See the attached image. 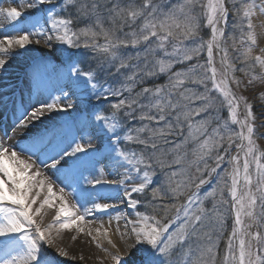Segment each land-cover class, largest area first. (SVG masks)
<instances>
[{
  "label": "snow or ice",
  "instance_id": "6c2138e0",
  "mask_svg": "<svg viewBox=\"0 0 264 264\" xmlns=\"http://www.w3.org/2000/svg\"><path fill=\"white\" fill-rule=\"evenodd\" d=\"M4 2L0 23L7 22L15 34L0 38V70L14 49L59 45L66 50V71L44 89L49 102L26 110L10 85H5L9 92L0 90V109L12 108L13 131L29 127L45 112L75 109L78 115L19 150L0 142V264H53L55 256L47 249L57 226L58 232L75 228L91 237L112 264H264V150L257 144L264 138L257 134L264 114L258 117L247 97L232 87L243 84L237 71L250 77L248 85L264 83V55H252L253 21L264 16V0H12L6 7ZM230 12L239 39L235 32L226 34ZM259 27L264 29V22ZM229 41L239 53L236 60L249 69L259 67L260 75L236 67ZM129 48L136 51H122ZM88 54L95 65L84 70L74 58ZM118 75L122 79L115 84L107 82L106 77ZM160 76L166 83L144 86ZM78 95L85 100L75 102ZM111 97L119 99L111 102ZM259 99L264 101V93ZM101 101L110 111L100 107ZM224 108L227 119L219 116ZM134 119L146 123L129 128ZM48 160L69 184L60 181L54 188L37 166L39 161L47 167ZM83 195L92 207L80 211ZM70 196L77 197L76 204H70ZM45 209L55 213L47 226ZM94 213L108 214L109 226L87 227L93 221L86 218ZM228 218L231 230L225 237ZM113 220L127 258L112 239ZM102 240L115 251L104 248ZM57 253L68 255L63 249Z\"/></svg>",
  "mask_w": 264,
  "mask_h": 264
},
{
  "label": "bare ground",
  "instance_id": "6f19581e",
  "mask_svg": "<svg viewBox=\"0 0 264 264\" xmlns=\"http://www.w3.org/2000/svg\"><path fill=\"white\" fill-rule=\"evenodd\" d=\"M12 0H5L3 6H8ZM31 13H25V16L30 15ZM22 20L24 17L21 18ZM254 24L257 25L256 33H257V45L254 49V53L256 55H264V52L261 49H264V29H261L259 25L261 22H264V16L257 15L254 18ZM15 34L11 27L7 24V22L0 23V38L4 35H13ZM60 49L59 45H56L53 49H48L43 46L31 45L26 49H14L12 57L8 60V63L5 65V70H0V90L4 92H9V89L5 87V85L11 86V91L15 92V97L17 101L23 103V108L26 110H31L33 108H38L42 103L49 102V95L47 91L44 89L48 88L51 84H54L58 75H60L65 68V63L62 64V61H65L66 50H58ZM48 62L47 66V74L43 71V77L48 78V74L51 73L53 78L46 85L43 84L40 86V91L36 90V78L33 74H31L32 68L38 67L37 65L42 66ZM219 56H217V67H219ZM66 62V61H65ZM32 65L30 66V64ZM44 69V68H43ZM257 71L260 75L261 69L258 67ZM241 86V89L264 93V83L260 81H256L249 86ZM31 89V92H30ZM75 102L79 103L80 101L85 100V97L82 95H78V99L74 98ZM64 102V101H62ZM83 107V105H81ZM0 113L4 116L2 118V122L5 123V127L0 126V141L9 146H16L17 150L22 146H27L32 143L33 139L37 136H40L45 133V130L51 129L56 125H63L66 122L68 124L71 123L73 117L77 116L78 113L75 109L69 110V112L59 113V112H45V115L37 121L31 122L29 127L24 129H16L13 131L14 121L12 117V108L9 105L7 113L3 109H0ZM10 140H17L19 144L12 143ZM264 150V147H260ZM42 150V149H41ZM30 153H24V158ZM40 155V150L36 151V155L32 156L33 160L37 159V156ZM48 166L44 167L37 161V166L41 168L46 175H49L50 178L54 181V188L58 189L60 186V181H63L64 184H69L70 181L65 179L64 175L61 173H57L54 169L50 167V160L47 161ZM59 176L60 180L57 181L56 177ZM73 187L75 185L73 184ZM66 191H70L71 189L66 187ZM135 195V194H134ZM70 204L77 203L76 196H70L69 198ZM79 204L81 205L80 211H83L84 207H92V204L87 197V195H83L79 197ZM125 205H121V208H124ZM116 210H110V212L114 213ZM131 212L130 209H128ZM46 215L43 217V226H47L48 224L53 223V217L55 215L54 211L45 209ZM89 221H93V223L87 225L92 229H96L100 226L101 223L104 224L105 227H108V214L106 213H94L92 216L86 218ZM124 221L121 220V227L123 226ZM115 221L112 222V239L121 249V254L127 258V250L124 244L121 242L120 237L115 233ZM57 227L52 229V236L54 243L51 248H48L47 251L52 253L55 256V261L59 262V264H112L110 258L100 249L96 248L95 243L92 241L91 237L86 234L77 233L75 228L71 231H57ZM76 237L75 240L72 237ZM104 248H107L109 251H115L107 244L106 241H101ZM57 249H63L71 256L69 261L64 259V256H60L57 253ZM83 256V259L80 257Z\"/></svg>",
  "mask_w": 264,
  "mask_h": 264
},
{
  "label": "rangeland",
  "instance_id": "374dc122",
  "mask_svg": "<svg viewBox=\"0 0 264 264\" xmlns=\"http://www.w3.org/2000/svg\"><path fill=\"white\" fill-rule=\"evenodd\" d=\"M139 2H140V0H137V3H139ZM173 2H175V0H173ZM228 6L231 7V5H228ZM137 23H139V21H138ZM231 23H232V13L230 12V14H229V26H228V28H227V33H226V34H232L233 32H235V35H236L237 39H239V35H240L239 30H238V29H235V30H234V29L231 27ZM106 25H107V23H106ZM81 26H82V25H81ZM128 30H129V29L125 28V31H128ZM120 35H121V37L123 38L122 34H120ZM202 35H204L205 38H207L208 30H207V29H204V31L202 32ZM99 42H100V43H103V39L101 38V40H100ZM230 45H231V41H229V54H230V59H233V61H234L235 64H236V67H237L238 69L241 68V67H244V68L246 69V71H249V72L254 71L255 74L259 75V73H258V71H257V68H258V67H256L254 70H253V69H249L248 66H247V64L241 63L240 60H236V57H237V55H238L239 53H238V52H234V51L232 50V48H231ZM243 47H244L243 45H239V44L237 45V48H238V49L243 48ZM122 51H124V52H135L136 50H135V49H131V48H129V49H122ZM252 55H253V56H256V54H255L254 52L252 53ZM78 57H80V56H78ZM75 59H76V57L74 58V62H76ZM204 59H205V54H202V57H201L200 62L203 63V62H204ZM64 60L66 61V56H65V59H64ZM44 62H46L45 65H48V62H47V61H44ZM194 63H196V60H195V59H194L193 61L187 62V63L184 64V65L177 64V65H175V66H181V68H180V70H181V69H183V68H187L190 64H194ZM31 65H32V63L30 64V66H31ZM37 66H40V65H37ZM175 66H174V68L172 69V71H177L176 68H175ZM37 71H38V67H35L34 70H32L31 72L37 74ZM43 71H44V69L41 68V67H39V84H41V85L45 84V85H46V81H47V83H48V82H50V80H49V78H46V77L44 78V77L42 76V75H43ZM49 71H50L49 74L52 75V73H51V69H50ZM64 71H66V62H65V68H64ZM235 75L243 81V84H242L241 86H244V85L249 86V85H248V79L250 78L249 76H245L244 73L239 72V71H237V72L235 73ZM52 78H53V76H52ZM121 79H122V77L119 76V75H118V76H115V77H112V76L106 77V80H107V81H110L109 84H115L116 81L121 80ZM149 80H150V79H148V80L145 81L144 86H148V87H152V86H153V85H149V84H147V81H149ZM162 81H163V82H166V81H167V77H166V76H162ZM117 86H118V85H117ZM186 87H189V86L186 85ZM191 87H192V88H196V89L199 88V86H197V85H191ZM232 87H233L234 90L236 91L237 95H243V96L247 97L248 101H249L250 103H252V105H253V111L256 113V115H257L258 117L261 116L262 114H264V101H261V100L259 99V95H260L261 93L253 92V91L247 90V88H246L245 90H243V89H241V87L237 88L236 85H234V84L232 85ZM139 89H140V86H137L136 89H134V91H139ZM200 89H201V91H203V89H202L201 87H200ZM125 95H128V94L125 93ZM110 99H112V100H116V101H111V102H117L119 98H118V97H115V98H114V97H111ZM101 102H102V101H101ZM219 116H220V117H223L224 119H227V118H228V112H227V109L224 108V109L219 113ZM197 119H199V117H197ZM260 123H261V121H260V120H257V125H259ZM212 126H213V127L215 126V122L213 123ZM257 134H258V135H260V134H264V128L257 127ZM143 135H147V133H144ZM257 144H258L259 148H260V147H264V138H259V139H257ZM131 145H133V144H127L126 147L130 148ZM189 146H190V145H189ZM260 149H261V148H260ZM261 150H262V149H261ZM234 152H235V149H233V153H234ZM209 163L211 164L212 162L209 161ZM222 167H227V164H224ZM159 179H160V176H159V175H157V177L154 178V180H159ZM215 179H216V177H215V175H214V176L212 177V183L215 182ZM212 183L205 185V186L201 189V193H203V192H204L205 190H207V189H210V188L212 187ZM135 195H136V194H135ZM135 195H134V196H135ZM211 203H212V202H211L210 200H209V201H206V202H205L206 207L210 208V207H211ZM139 207H140V210H141V211H145V209H144V207H143L142 205L139 206ZM231 223H232L231 218H228V219L226 220L227 230H226V232H225V237L227 236L228 232H230V230H231ZM193 244H195V241H193ZM223 247H224V240H221V242H220V248H223ZM64 259L67 260V261H69V260L71 259V256H70V255L64 256ZM53 264H59V262H57V261L54 260Z\"/></svg>",
  "mask_w": 264,
  "mask_h": 264
},
{
  "label": "trees",
  "instance_id": "16d2710c",
  "mask_svg": "<svg viewBox=\"0 0 264 264\" xmlns=\"http://www.w3.org/2000/svg\"><path fill=\"white\" fill-rule=\"evenodd\" d=\"M107 26V25H106ZM101 40V39H100ZM80 64H81V67L84 69V70H87L90 66H94L95 65V61L91 58V54H88L84 57H80ZM176 70H180L181 66H175ZM108 83H110V81H107ZM166 82H163L162 81V76L158 77V78H154V79H150L149 81H147V84L149 85H154V84H164ZM189 87H191V85H188ZM199 91H201L200 87L197 89ZM115 98V97H114ZM110 101H116V100H112L110 99ZM104 105L107 107V111L110 109L108 108V102H105ZM141 123H146V122H141L139 121L138 119H134V120H131L129 123H128V127L129 128H135V127H139L141 125ZM140 145H131L130 148H136V149H139ZM192 147V145L189 146V149ZM150 199V196L148 197ZM140 199H144V197H140ZM148 211H150V209H148ZM223 248H220V251L222 252Z\"/></svg>",
  "mask_w": 264,
  "mask_h": 264
}]
</instances>
